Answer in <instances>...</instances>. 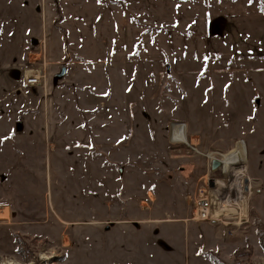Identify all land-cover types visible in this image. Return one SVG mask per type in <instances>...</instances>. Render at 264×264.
I'll return each instance as SVG.
<instances>
[{
    "label": "rangeland",
    "instance_id": "rangeland-1",
    "mask_svg": "<svg viewBox=\"0 0 264 264\" xmlns=\"http://www.w3.org/2000/svg\"><path fill=\"white\" fill-rule=\"evenodd\" d=\"M3 208L0 264H264V0H0Z\"/></svg>",
    "mask_w": 264,
    "mask_h": 264
},
{
    "label": "built area",
    "instance_id": "built-area-1",
    "mask_svg": "<svg viewBox=\"0 0 264 264\" xmlns=\"http://www.w3.org/2000/svg\"><path fill=\"white\" fill-rule=\"evenodd\" d=\"M33 71L31 72H26V70L23 72L24 73V78H23V83L26 86H41L44 82V76H42V72L39 70V68L35 69L32 68ZM38 71V72H37ZM210 201L207 198H201L199 201L195 202V205L200 208V211L202 210L204 213V218H209V215L207 213V209L210 208Z\"/></svg>",
    "mask_w": 264,
    "mask_h": 264
},
{
    "label": "water",
    "instance_id": "water-1",
    "mask_svg": "<svg viewBox=\"0 0 264 264\" xmlns=\"http://www.w3.org/2000/svg\"><path fill=\"white\" fill-rule=\"evenodd\" d=\"M67 70H68L67 66H63L61 68V70L55 74V76H54L55 81L63 79L65 77V75L67 74ZM222 166H223V163L220 159L214 158L211 162V168L213 171L219 169ZM245 183H246V185H249V183H250L249 178L245 179Z\"/></svg>",
    "mask_w": 264,
    "mask_h": 264
},
{
    "label": "bare ground",
    "instance_id": "bare-ground-1",
    "mask_svg": "<svg viewBox=\"0 0 264 264\" xmlns=\"http://www.w3.org/2000/svg\"><path fill=\"white\" fill-rule=\"evenodd\" d=\"M29 73V72H28ZM221 160V159H220ZM222 161V160H221ZM223 162V161H222ZM248 189V188H247ZM212 190H214V189H212ZM212 209H213V207H212V204H211V206H210V208H208L206 211H207V213H210L211 211H212ZM7 209H4L3 208V210H0V218L1 217H3V218H6V216H7V211H6ZM7 213V214H6Z\"/></svg>",
    "mask_w": 264,
    "mask_h": 264
},
{
    "label": "trees",
    "instance_id": "trees-1",
    "mask_svg": "<svg viewBox=\"0 0 264 264\" xmlns=\"http://www.w3.org/2000/svg\"><path fill=\"white\" fill-rule=\"evenodd\" d=\"M207 258H209L211 261H213L215 264H224L221 261L216 260L210 253L205 254Z\"/></svg>",
    "mask_w": 264,
    "mask_h": 264
},
{
    "label": "crops",
    "instance_id": "crops-1",
    "mask_svg": "<svg viewBox=\"0 0 264 264\" xmlns=\"http://www.w3.org/2000/svg\"><path fill=\"white\" fill-rule=\"evenodd\" d=\"M179 130H180V128H176L175 131H174V137H175L176 139H179ZM184 134H185V133H184ZM180 138H182V135H181Z\"/></svg>",
    "mask_w": 264,
    "mask_h": 264
}]
</instances>
